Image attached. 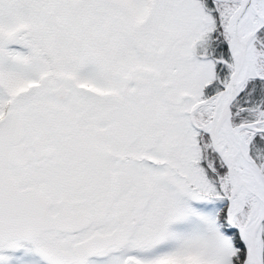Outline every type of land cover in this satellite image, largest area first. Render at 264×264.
Returning <instances> with one entry per match:
<instances>
[{
	"label": "snow or ice",
	"instance_id": "6c2138e0",
	"mask_svg": "<svg viewBox=\"0 0 264 264\" xmlns=\"http://www.w3.org/2000/svg\"><path fill=\"white\" fill-rule=\"evenodd\" d=\"M0 264H264V0H0Z\"/></svg>",
	"mask_w": 264,
	"mask_h": 264
}]
</instances>
